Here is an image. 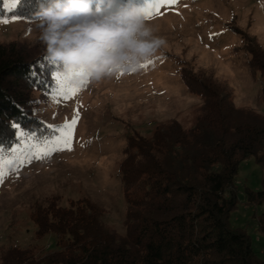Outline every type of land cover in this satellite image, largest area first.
Masks as SVG:
<instances>
[{
    "label": "trees",
    "instance_id": "obj_1",
    "mask_svg": "<svg viewBox=\"0 0 264 264\" xmlns=\"http://www.w3.org/2000/svg\"><path fill=\"white\" fill-rule=\"evenodd\" d=\"M49 0H0V19L35 20ZM0 43V154L23 141L45 144L58 134L35 114L33 92L50 95L58 85L45 46ZM62 68V66H60ZM263 83L264 67H260ZM201 100L193 125L172 119L148 134L128 136L119 174L127 212L124 233L111 228L91 199L69 206L53 199L31 213L42 239L55 235V248L15 246L0 264H264L253 237L232 227L238 206L236 178L253 157L261 186L244 190L246 202L264 207V111L238 106L232 91L214 77L185 75ZM264 103V102H263ZM45 208V209H44ZM264 236V210L256 217Z\"/></svg>",
    "mask_w": 264,
    "mask_h": 264
},
{
    "label": "rangeland",
    "instance_id": "obj_2",
    "mask_svg": "<svg viewBox=\"0 0 264 264\" xmlns=\"http://www.w3.org/2000/svg\"><path fill=\"white\" fill-rule=\"evenodd\" d=\"M135 3L143 6L145 0ZM156 11L145 21L166 44L150 64L144 63L146 68L100 82L72 81L79 91L70 98H64L58 87L50 95L33 92L35 114L58 127V134L45 144L23 141L13 148L20 153L12 149L0 154V170L7 173L0 180V263L11 247L36 245L41 252L56 247L53 233L36 238L37 226L31 220L34 207H47L53 199L64 206L94 200L108 226L125 232L127 203L119 169L128 136L148 134L156 124L172 119L185 126L194 124L202 100L187 87L185 75L212 74L221 87L232 91L238 106L264 111L260 75L264 0H176ZM39 35L35 20L0 19V43L18 41L39 48ZM60 66L56 62V70L63 73ZM74 118L70 149L57 145L60 129ZM51 148L57 150L44 154ZM8 159L14 163L5 165ZM261 177L253 157L240 165L238 206L230 223L248 231L264 254V236L256 227V217L264 207L250 206L244 194L248 187L258 189Z\"/></svg>",
    "mask_w": 264,
    "mask_h": 264
},
{
    "label": "clouds",
    "instance_id": "obj_3",
    "mask_svg": "<svg viewBox=\"0 0 264 264\" xmlns=\"http://www.w3.org/2000/svg\"><path fill=\"white\" fill-rule=\"evenodd\" d=\"M141 8L135 0H49L34 15L47 59L100 82L138 71L165 46Z\"/></svg>",
    "mask_w": 264,
    "mask_h": 264
},
{
    "label": "snow or ice",
    "instance_id": "obj_4",
    "mask_svg": "<svg viewBox=\"0 0 264 264\" xmlns=\"http://www.w3.org/2000/svg\"><path fill=\"white\" fill-rule=\"evenodd\" d=\"M18 3V0H14L13 7ZM176 3V0H145V3L143 4L141 8V14L144 19H151L154 15L157 14V9L160 7L170 6L171 4ZM151 61H148V64H150ZM141 68H146L147 64L140 65ZM124 72L121 71L119 75H123ZM88 75L83 68L80 69H71L68 72H58L54 75V79L56 81V84L58 85L59 92L64 96V98H70L71 95H74L76 92L79 91V87L73 85L71 82L75 80L76 78L79 79V84H85L88 82ZM78 118V114H77ZM77 122V119L74 118L71 123H65L63 127L60 129V137L56 141L57 145L63 144L64 147H68L70 149V141L72 137V132L74 130V126ZM33 148L37 147L35 145L32 146ZM52 150H57L56 148L47 149L44 154H48V152ZM62 150V149H61ZM13 153H20V149H13ZM19 159V157H17ZM5 165H11L14 163V160L8 159L3 161ZM7 173L0 170V180L3 179V177Z\"/></svg>",
    "mask_w": 264,
    "mask_h": 264
}]
</instances>
